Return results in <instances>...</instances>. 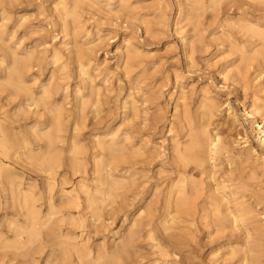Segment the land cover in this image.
I'll use <instances>...</instances> for the list:
<instances>
[{"label":"rangeland","instance_id":"rangeland-1","mask_svg":"<svg viewBox=\"0 0 264 264\" xmlns=\"http://www.w3.org/2000/svg\"><path fill=\"white\" fill-rule=\"evenodd\" d=\"M55 1L58 5H55ZM74 1L0 0V65H3L0 66V123L5 125L11 142L14 139L16 145L9 151H12L10 154L8 152V156H4L5 154L0 152V173L8 175L10 180L12 179L11 182L19 184L24 192L28 191L33 194L41 215H45L47 212L48 203L46 200L49 195L47 190L51 185L52 201L62 214H81L87 217L89 211L84 208L83 201L85 192L91 196H99L98 189L107 192L106 184L100 181L95 171L94 162L98 159L106 162L109 157L101 146H97L96 142H103L108 134L115 133L120 138L125 132H130L129 146L140 145L144 155H147V159L145 158L142 162L137 158L134 160V165H131L132 162L118 161L114 163L116 166L115 178L124 176L128 181L134 182L135 189L130 192L118 191L112 202L107 201L106 207H103L104 209H101L100 213L102 219L107 218L103 228H94L95 231L89 225H87L89 228H84L83 234L86 232L85 236H89L88 244L92 250L101 242H104L107 247H111L129 230L134 229L138 236L134 241L138 255L133 258L130 264H240L238 257L240 258L241 253L246 250L248 253L252 247L255 248L253 254H261L256 257L259 263L264 264V168L258 163L260 160H255L257 156L264 158V153H262L254 132L245 121L242 112L243 108H250L253 99H257V106H264V72L258 77L254 84L256 86L251 84L249 79L245 85L240 80L233 82V66L238 64L239 56L250 54V44L257 40L248 38L242 32H240L242 35L239 33L235 24L236 18L247 14L250 22L264 26V0L261 3L251 0H247L248 3L246 0H217L214 3L210 0H201L202 6L197 0H122V3L119 0H100L99 8L96 9L88 8L84 3L75 4L76 1ZM59 2L65 5V9L81 14L80 20L83 21V29L74 28L76 25L70 22V17L66 20L63 19ZM238 14L239 16H237ZM65 22L68 23L64 29L63 23ZM71 27L72 29H70ZM77 29L78 31H76ZM86 31L88 34H84ZM97 31L98 33H96ZM95 34L100 36L99 40ZM128 37H131L134 46L138 48L141 55L133 57L129 64L130 67L125 69V61H123L120 50L123 49L121 48L123 40ZM76 43L77 47H75ZM53 49L58 52L59 62H53L51 59ZM86 51L87 53H84ZM241 51H244L245 54ZM13 54L23 61L24 66L18 68L19 77L24 80L32 97L35 100L42 98L45 107H47L45 110V107L39 106L36 116L32 112L26 113L19 109L20 104L25 101L26 95L13 87V80H11L12 69H14L12 67ZM254 58L249 62L251 65L249 73L253 71L251 68L260 61L259 57ZM89 59H91L90 63L87 62ZM82 69L86 70L85 75L81 74ZM126 72L127 74H124ZM225 75L226 80L224 79ZM90 80L92 81L90 82ZM176 85L178 89H175ZM90 86L94 87L96 96L90 93ZM42 87L44 90L41 89ZM206 89L207 91H205ZM254 90L256 93L253 92ZM182 91L186 93L185 100L192 112L197 109L199 100H202V93L205 92L206 95L214 98L216 103L222 104L219 109L221 112H217L212 119V126L209 127H215L221 140L229 143L233 159L230 158L231 156L228 158V155L223 152L225 155L222 153L218 156L217 167L213 169V175L215 180H218H216L217 182L226 181V190L218 191L220 194L218 196L222 195L226 201L222 202L218 196L215 197L214 182L210 183L207 178L208 168L200 173L199 170H196L197 172L194 170L195 173L192 172L193 175L195 174L194 178L203 181L198 194L194 195V213L190 211V216L177 215L181 218L174 220L175 222L172 221V223L169 220L171 215H164L163 208L167 188L176 180V169L170 162L169 148L172 141L182 139L175 126H173V132H168V127L175 120L173 113L175 98ZM128 95L129 97H127ZM126 99L130 103H134L139 110L137 118L140 119L133 120L132 127L128 125L125 119L126 112L122 109V103ZM81 102L84 107H81ZM225 104H228L233 110L236 121H233L234 119L232 120L225 110ZM59 107L63 109L61 131L56 134L54 139L52 175L47 177L48 172L41 170V167L34 166L31 157L37 155L42 159L46 156L43 135L46 133L45 130H48L49 112L47 109L55 112ZM33 108L34 106H31V109ZM79 110L82 111L81 115H79ZM38 115H42V117ZM70 121L72 122L70 123ZM245 134L255 150V153L252 154L255 158L250 156L248 158L250 161L246 159L248 156L242 155L244 152L242 137ZM169 138L172 140L171 142L168 141ZM21 143L23 144L21 145ZM240 154L246 162L242 165L240 164L241 159L238 157ZM228 160L235 161L230 163ZM244 164L248 169L250 168L249 171L244 168ZM5 186L2 187L0 183V234H4L3 236H7L11 241L13 240L12 226L22 224L27 208L21 206L19 198H14L15 189L8 184ZM231 190L236 191V194L232 196ZM226 191L228 192L226 193ZM130 193H133L132 195L135 197ZM61 195L63 197H60ZM235 196L239 199L236 202L239 201L244 207L245 204L248 206L246 207L249 208L251 215L248 218H242L240 224L238 223V229H232L229 225L225 229L216 228L217 226L212 221L210 222L211 218L208 212H212L213 204L211 205L209 202L215 199L219 205L224 203L222 208L228 204L232 210L235 207V201H233ZM61 198L67 202L79 200L83 209L80 212L68 208L67 204L59 202ZM148 202L151 203L150 208L153 209L151 215L138 220L141 226L140 224L133 225L136 215L142 208L144 211L146 210ZM177 216L176 218H178ZM167 220L169 221L164 223ZM10 222L14 224L11 226ZM158 225L160 228L166 226L170 229L159 230ZM9 227L11 230L8 231ZM245 230L248 231L245 232ZM146 231H149L150 234ZM250 231L251 233H249ZM76 233L78 235L80 231L76 230ZM250 234L253 235L250 236ZM84 239H87V236ZM40 243L44 244L43 240H40ZM233 246L234 248L239 247L240 252H235L237 254L232 252L231 247ZM21 249L25 250H23L24 253ZM10 250L0 249V259L11 258L14 260L10 264H18L34 255L38 260L37 264L45 262L46 249L39 255L33 254V249L29 250L23 247ZM21 256L24 259H21Z\"/></svg>","mask_w":264,"mask_h":264},{"label":"bare ground","instance_id":"bare-ground-1","mask_svg":"<svg viewBox=\"0 0 264 264\" xmlns=\"http://www.w3.org/2000/svg\"><path fill=\"white\" fill-rule=\"evenodd\" d=\"M75 1H74L75 4H78L79 5L80 3H84V5H86V7L96 9V8H99L98 7V3H99L100 0H75ZM216 1L217 0H210V2H212V3L216 2ZM251 1H253V2L254 1H258V2L260 1V3H261V1H263V0H251ZM119 2L122 3V0H119ZM197 2L199 3L200 6H202L201 0H197ZM55 3H56L55 5H58L57 4V1H55ZM247 3H248V1H247ZM60 4L61 3L59 2V6H60ZM243 4H245V3H243ZM73 7H76V5L75 6L73 5ZM107 8H109V7H107ZM258 8H259V6H258ZM58 10H60V8ZM256 10H258V9H256ZM61 11H62L61 16L63 17L64 20H66L68 17H70V19H71L70 22H72L73 24L76 25V26L74 25L75 26L74 28L77 27L80 30H81V28L83 29V21L80 20V18H81L80 15L81 14L79 15V13H77V12H75L73 10L72 11H69L68 9H65V5H62V4H61ZM109 11H111V10L109 9ZM243 11H244V9H243ZM237 16H239V14ZM236 19L237 20H236L235 24L237 25L236 28L238 29L239 33L242 32V34L243 35H246L248 38H256L257 40L250 44L251 45V50H250V52L247 51V52L250 53L248 56L242 55V56H239L240 58H238V60L236 59L239 62H238L237 65L233 66L234 68L232 67L234 69L233 82H235L237 80H240V82L245 85L246 81L249 79L250 80V83L254 85L256 83L258 77L264 72V26L263 25H259L258 26L257 24H253L252 22H250L249 19H248V15L247 14H245L243 17H237ZM67 23L68 22L63 23V28L64 29L66 28V24ZM231 24H232V22H231ZM235 24H234V26H235ZM228 26H230V25H228ZM2 27H4V26H2ZM72 27L70 29H72ZM78 29L76 31H78ZM3 30H4V28H3ZM96 33H98V31ZM84 34H88V31H86V33H84ZM221 36H223V35H221ZM97 38L96 39L99 40L100 36H97ZM244 39H245V37H244ZM227 41H228V39H227ZM43 45H45V44H43ZM76 45H77V43L75 44V47L78 46V45L77 46ZM97 45H98V43H97ZM79 46H81V45H79ZM94 46H95V44H94ZM94 46H92V47L94 48ZM45 47H47V46H45ZM121 48H123V49L120 50V54H122V56H123V59H124L123 61H125V69H127V68L130 67L129 64L131 63L132 58L133 57L140 56L141 55V52L138 50V48L136 46H134V44H133V42L131 40V37L130 38L128 37V38H126V39L123 40L122 47ZM54 49L51 52V59H52L53 62H56V61H58L60 59V57L58 56V52L56 50H54ZM82 49H84V48H82ZM88 50L91 51V49H88ZM47 51H49V50L47 49ZM58 51H60V50H58ZM38 52L40 54H42L40 51H38ZM241 52H243L245 54L244 51H241ZM84 53H87V51L84 52ZM42 55H44V54H42ZM93 55H94V53H93ZM39 56H41V55H39ZM90 56H92V55H90ZM142 56H143V54H142ZM254 57H259L260 58V61H258L257 64L254 66L255 68L254 67L251 68V69H253V71L251 73H249L250 66H251L249 62ZM22 59H23V57H22ZM32 59H34V57H32ZM84 60H85V58H84ZM236 60H235V62H236ZM87 62L90 63L91 62V59H89ZM234 64H236V63H234ZM79 65L82 68L81 63ZM23 66H24L23 65V61L19 57H17L16 54H13V65H12V67L14 69H12V72L13 73H11V74H13V77L10 76V77H12L11 80H13V87L15 89H17L18 91L23 92L26 95V99H25V101L22 104H20L21 107H19V109L23 110L26 113L27 112H32V114L34 113L35 116H36V113L38 111V107L39 106L45 107V102H43V99L42 98H38V99L35 100L32 97L29 88L25 86L24 80L19 77L18 68H22ZM60 70H62V69L60 68ZM81 74L82 75H85L86 74V70H83L82 69L81 70ZM124 74H127V72L124 73ZM224 79L226 80V75L224 76ZM6 80H8V79H6ZM91 81L92 80H90V82ZM49 82H51V81H49ZM86 82H87V80H86ZM1 85H2V83H1ZM127 86H129V85H127ZM254 86H256V85H254ZM64 87H66V86H64ZM41 89L44 90L43 87ZM175 89H178V86L177 85L175 86ZM17 90H15V91H17ZM205 91H207V89ZM76 92H78V91H76ZM253 92H255V90ZM90 93H93V94L95 93L93 86H90ZM185 94L186 93L182 91V92L179 93L178 97L175 98L176 99L175 100L176 103H175V106L173 108L174 109V112L173 113H174V116H175V120L174 121L171 120L172 122L170 121L171 123H170V125L168 127L169 128L168 129V132H173L174 131L173 130V128H174L173 126H175L178 129V131H179L178 133L181 134V139H182V140H180V139L178 140L177 139L175 141H172L169 138L170 140H168L170 142L172 141L171 142V147L169 148L170 149L169 158H170L171 164L174 165V167L176 169V173H175L176 174L175 175L176 180H175V182H172L170 184V186H168V188H167L166 197L164 198L165 199V202H164V207L163 208H164V211H165V214L164 215H168V216L171 215L169 217V220L171 222L172 221L175 222L174 220H177V219H180L181 218V217H178L177 215H180V216L182 214L189 215L190 214V211L193 212L194 209H195V202H194L195 201V196L194 195L195 194H198V192L200 190L199 187L202 186L201 185V182H203V181H199V180H196L197 178L196 179L194 178V175H195V174L193 175V173H195V172H193L194 170L195 171L196 170H199V173H200L201 171H204L206 168H208L207 170H208L209 174H208L207 178H208V181L210 183H213L214 182V186H215V189H214L215 190L214 191L215 193H214V195H215V197L218 196V194H219L218 191L219 190H224V189L226 190V188H227V185L225 184L226 181L225 182L224 181L217 182L218 180L216 179L217 180L216 181L215 178H214V175H213L214 174V170L213 169L215 167H217L216 166V164H217L216 163V161H217L216 159L219 158L218 157L219 155H221L224 152V153H226L228 155V158H229L233 154L231 152V150H230L231 147H230L229 143L226 142V141L221 140V138H220V136H219L218 131L216 130V128L215 127L214 128L209 127V126H212V123H211L212 122V119L215 117V115L217 114V112L220 111L219 109H221L222 104L216 103L215 99L212 98L211 96L206 95V92H205V93H202V100L201 101L199 100V104H198L197 109L195 111L193 110L194 112H192L191 109L188 106V103L185 100L186 99ZM251 94L253 95V93H251ZM127 97H129V95ZM257 97H259V96H257ZM1 100H2V98H1ZM216 100H217V98H216ZM80 101H81V99H80ZM251 101H252V97H251ZM122 104H123L122 105V109H123L124 112H126V114L124 113L126 115L125 119H126L128 125H130L132 127L134 125L133 123H134L135 119H140V118H137L138 117L139 110H138L137 106L134 103H130L128 99H126L125 102L122 103ZM80 105H81V107H84V104L82 102H81ZM31 106H34V108L31 109ZM75 106H76V104H75ZM225 107H226L225 110L227 111V113L232 117L231 119L232 120L234 119L233 121H236V116L233 113V110L230 109V107L228 106V104H225ZM46 108L47 107H45L44 109L46 110ZM262 108H264V106H257V99H253L250 108L249 109L243 108L242 112H243V116L245 118V121L248 123V125L250 126V128L254 132V135H255V137H256V139L258 141V144H259V147L261 148L262 153H264V110H262ZM0 109H1V105H0ZM76 109H77V107H76ZM62 111H63V109L60 108V107L55 112H53L52 110H48L47 109V112H49V116H48V121H49L48 122V130H45L46 131L45 134L43 133L44 134L43 135V139L45 141V147H46V156H44V158H42V159H40V156H37V155L36 156H32V157L30 156L31 157V162L34 164V166L41 167L42 168L41 170H43L45 172H48L47 173V175H48L47 177H50V175H52L51 174V168H52V165L51 164H53L52 163V157H53L52 154H53V147H54L53 146V143L55 142L54 139L56 138V134L61 131ZM79 112H80L79 115H81L82 114V111L79 110ZM19 113H21V112H19ZM32 114H30V115H32ZM27 116H28V114H27ZM38 116L42 117V115H38ZM152 118H153V116H152ZM71 122L72 121H70V123ZM238 125H239V123H238ZM39 134H40V132H39ZM106 137L107 138L103 142H99V141L96 140L97 141L96 143H97V146L99 145V146H101V148L103 150H105V153L108 155L109 160L106 161V162H102L103 160L98 159V160H96L94 162V164H95V171H96L98 177L100 178V181L103 184L104 183L106 184V188H107L106 191L107 192H105V190L103 192L100 189H98L97 190V193L100 194L99 196H91L87 192H85L83 201H84V204H85V207L84 208H86L89 211L88 212L89 215H87V217H84L81 214L80 215H73V214H70V213H68V214H62L61 210L60 209H57L56 205L52 201L53 199H52L51 194H50L51 193V185H49L48 190H47L48 191V194H49L48 197H47V200H46V202L48 203V209H46L47 212H46L45 215H41L40 214V211H39V208L35 204V202H36L35 199L36 198H34L33 194L31 192H28V191L24 192L21 189V187L19 186V184H16V182L14 183L13 181L11 182L12 179L10 180V178H9L8 175H5L3 172L0 173V180H1L0 183H1L2 187L5 186V185H7V184L10 185V186H12L13 189H15L14 192H16L15 193L16 195H15L14 198H17V199L19 198V202H20L21 206H24L25 208H27V212H26V214L24 213V216H23V222H22V224H15L14 226H12L14 224V223L12 224L13 221L9 223L13 227V230L10 229L11 227H9L7 229H8V231L11 230V232H12L11 235H12V239L13 240L9 241L10 239L7 236H3L4 234L3 235L0 234V249L7 251V250H10L12 248H22L23 247V248L29 249V250H32L33 249V254H38V255L41 254L44 249H46V256H45L46 258H45V262L43 264H130L131 263V261L133 260V258H135V256L138 255L137 252H136L137 250L135 249V246H134V243H136L134 241H135L136 236H137L136 235V232L134 231V229H131V230L128 229L129 232H127L125 236H122L118 242L113 243V245L111 247L110 246L107 247L104 242H101V243H99L95 247L94 250H92L90 248L89 244H88V239H90L89 236L86 235L87 236V239H84V237H86L85 234H87V233L85 232V234H83V230H84V228L87 227V225H89L90 227H92L93 230H94V228L97 229V228L102 227V226L105 225L104 224V221L107 220V218L105 220L102 219V216L100 214L101 213V209H104L103 207H106L107 201H111L112 202L115 199V197L117 196L118 191H123V192H128L129 191L130 192L133 189H135L134 188V185H133L134 182L128 181V179L125 178L124 176L121 175V176L115 178L114 172L116 171V166H115L114 163H116L118 161H121L123 163H131L132 162L131 165H134L135 164L134 163V160H136L137 158L139 159V161H142V162L144 161L145 158L147 159V155L146 156L144 155L145 153L142 151V147H140V145H138L136 147L135 146H129V143L130 142L128 140L131 139L130 132L129 133L128 132H125L123 134V136L120 137V138L115 133L114 134H108V135H106ZM176 137H178V136H176ZM242 138L244 139V149H243V151L246 152L245 154H243L244 152H242V155L248 156L246 159H248L250 156L252 158L253 157L252 154L255 153V150L253 149V147L251 145V142H250V140H249V138L247 137L246 134ZM102 139H101V141H102ZM14 141L15 140L13 139V142H11L10 136H9V134L7 132V129H6L5 125L2 124V123H0V152H2V154L4 153L5 154L4 156H8L7 155L8 152L13 148V146H16L14 144ZM22 144L23 143H21V145ZM136 145H137V143H136ZM169 146H170V143H169ZM11 152H9V154ZM75 153H77V152L75 151ZM224 153H223V155H225ZM257 155H258V153H257ZM238 157L241 159L240 160V164L242 165L245 162L244 161L245 159L242 158L241 154L238 155ZM230 158H232V156ZM235 158L237 159V156ZM253 158H255V157H253ZM24 159H26V158H24ZM149 160H151V159H149ZM255 160H260L259 162L258 161H256V162H258L260 164V166H262V168H264V158H262V157L260 158L259 156H257L255 158ZM234 161H229L228 160V162H230V163L231 162L234 163ZM240 164L238 163V165H240ZM244 166H245V164H244ZM1 168L3 170V167H1ZM239 168H242V167H239ZM244 168L245 169H248L247 166H245ZM4 169H5V167H4ZM231 170H233V169H231ZM249 170H250V168L248 169V171ZM0 172H1V169H0ZM251 174H252V171H251ZM231 176H232V174H231ZM12 177H13V175H12ZM233 186H234V184H233ZM136 187H137V185H136ZM5 188H6V186H5ZM5 188H4V190H5ZM235 189H239V188H235ZM227 192L228 191H226V193ZM132 194L130 193V195H132ZM230 194L233 196V195L236 194V191L233 192L231 190L230 191ZM214 195H212V196H214ZM126 196H127V194H126ZM132 196H134V195H132ZM207 196H208V194H207ZM236 196L233 198V201H235V207H234V209L231 207L232 210H230L228 204L224 205L223 206L224 208H222L221 206L224 203L222 205H219L215 199L212 200L211 202H209V204H211V205L213 204L212 205V208H211V211L212 212H208L209 213V217L211 218V220H210V218H209V220H210V222L212 221L217 226L216 228L225 229V227L229 225V226H231L232 229H236L238 227V223L242 220L243 217H247L248 218V216L251 215L250 214V210H249V208H247L248 206L246 204H245V207H244V206H242L241 203H239V201L236 202L237 200H239ZM60 197H63V195H61ZM80 197H79V199H80ZM218 197L217 198L220 201H222V202L226 201L225 198L222 195L221 196H218ZM58 198H59V196H58ZM12 201H13V197H12ZM59 202L61 204L62 203L63 204H67L66 207L71 208L73 210H78V211L81 212V210L83 209V205L81 204V202L79 200H75V201H72L71 200V202H67V201L64 200V198H61ZM207 203L208 202H206V204ZM226 203H228V202H226ZM57 204H58V202H57ZM150 205H151V203L148 202L147 203V208H146L145 211H144V208H142V210L139 212V214H137V215L135 214L137 218L135 217V219L133 221V225H136V224L139 225L140 223H139L138 220L143 219L142 217H144V216H150L151 215V211L153 209L150 208ZM211 205H209V206H211ZM227 205H228V207H227ZM208 208H210V207H208ZM205 209H204V211H205ZM104 214H105V212H104ZM175 215L178 218H176ZM205 219L207 220V218H205ZM249 219H250V217H249ZM169 220L164 221V223L165 222H168ZM149 221H151V219ZM107 222H109V221H107ZM147 222L148 221L146 220V223ZM192 223H193V221H192ZM243 223H245V222H243ZM241 224H242V222H241ZM253 225H256V224H253ZM89 226L87 228H89ZM140 226H141V224H140ZM155 226H157V225H155ZM158 227H159L158 228L159 230H161L162 228H163L162 230L170 229L169 227H166V226H162V228H160V226L158 225ZM254 227H256V226H254ZM76 230L80 231V234L77 235ZM147 230H149V229H147ZM253 230H254V228H253ZM150 231H151V228H150ZM246 231H248V230H245V232ZM146 232H149V231H146ZM154 232H156V231H154ZM157 232H158V230H157ZM249 233H251V231ZM149 234H150V232H149ZM251 235H253V234H250V236ZM147 236L149 238V235H147ZM163 237H165V236H163ZM162 239H164V238H162ZM166 239H167V237H166ZM173 239H175V237H173ZM40 240H43V243L44 244H41L40 243ZM179 243H181V242H179ZM256 243H257V241H256ZM253 249H255V248L252 247L248 253H246L247 250L245 252L243 251L244 253H241L242 255L239 253L241 255L240 258L238 257V260L240 259V262H239L240 264H257V260L258 259L256 257L259 256V255H261V254H259V255L253 254ZM29 250H28V252H29ZM231 250H232V252L235 253V252H238L240 250V248L239 247L234 248V246H233V247H231ZM24 251H23V253H24ZM2 252H4V251H2ZM256 252H257V249H256ZM259 252H261V251H259ZM21 253L20 254L18 253V255H21ZM228 254H230V253H228ZM235 254H237V253H235ZM170 255H171V253H170ZM22 258L24 259V257L21 256V259ZM166 258H169V257H166ZM12 260H14V259L8 258L7 260H4V259L1 258L0 259V264H10L12 262ZM25 260L26 261H24V262L22 261L21 263L19 262L18 264H37V261H38V260H36V258L34 257V255L33 256L31 255L30 257H28V260H27V258ZM137 260H135V261H137ZM225 260H227V259H225ZM238 260H237V262H238ZM258 264H260L259 263V260H258Z\"/></svg>","mask_w":264,"mask_h":264}]
</instances>
